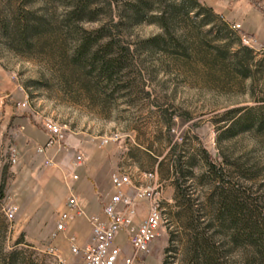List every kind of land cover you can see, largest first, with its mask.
<instances>
[{"label":"rangeland","instance_id":"rangeland-1","mask_svg":"<svg viewBox=\"0 0 264 264\" xmlns=\"http://www.w3.org/2000/svg\"><path fill=\"white\" fill-rule=\"evenodd\" d=\"M182 1L0 0V94L7 96L0 105V264L12 251L11 264H61L59 254L71 261L68 236L76 233L79 246L90 240L88 217L101 213L113 189L106 169L97 180L89 169L114 155L111 173L130 165L148 171L159 161L167 174L174 143L194 162L187 194H178L174 180L165 183L166 222L135 264H250V233L264 241V124L232 122L245 108L264 118V54L240 36L264 43V9L255 0H197L186 13ZM26 100L28 107L18 105ZM164 109L173 116L170 131ZM44 118L64 133L60 149L46 155L37 152L49 136ZM111 135L118 137L100 147ZM11 147L20 153L15 165ZM77 154L83 161L75 167ZM206 158L222 164L225 188ZM68 184L85 214L52 239ZM218 186L245 206L236 220L219 211ZM10 204L18 207L12 220L4 211Z\"/></svg>","mask_w":264,"mask_h":264},{"label":"built area","instance_id":"built-area-1","mask_svg":"<svg viewBox=\"0 0 264 264\" xmlns=\"http://www.w3.org/2000/svg\"><path fill=\"white\" fill-rule=\"evenodd\" d=\"M264 9V0H255ZM232 28L240 30V23H233ZM243 44L253 50L264 54V43L255 36L246 32L241 33ZM7 96L0 94V105L5 104ZM20 107H28L27 100L18 103ZM42 125L49 134L43 145L37 146V152L46 155L52 149H60L64 137L62 125L57 121L44 118ZM118 135L102 137L99 142L100 147L106 146L110 141L116 140ZM20 160V153L16 147L10 148L9 161L15 165ZM83 156L77 154L72 161L73 166L82 163ZM46 165H51L53 161L49 158L45 160ZM79 178L78 174H73L72 179ZM110 180L113 192L104 203L101 213L88 217L92 226L90 240L84 245L76 243L77 235L72 233L68 236L73 259L68 262L59 254L56 248L55 253L60 256L61 264H135L141 257L145 256L155 239L158 238L166 216L163 208V190L165 181L161 179L158 169L141 170L137 166H121L111 173ZM68 183V181H67ZM69 186V196L66 202V210L59 213V217L51 237L56 238L61 232L69 230V221L76 216L85 214L80 206L78 196L74 192V187ZM145 202L146 213L140 214L138 205ZM18 207L10 204L4 207L8 219L12 220ZM125 241V245L119 242ZM130 246L131 252L126 250V245Z\"/></svg>","mask_w":264,"mask_h":264},{"label":"trees","instance_id":"trees-1","mask_svg":"<svg viewBox=\"0 0 264 264\" xmlns=\"http://www.w3.org/2000/svg\"><path fill=\"white\" fill-rule=\"evenodd\" d=\"M181 8L186 12L189 13L192 8H194L195 6L198 7L199 2L197 0H183L182 3L180 4ZM202 9H207V10H212L213 7L206 5L204 7H202ZM138 14H141L139 10L136 11ZM86 46L91 44V41L87 40L85 42ZM109 66V65H107ZM110 67H105L106 71L109 70ZM246 110L241 113L238 117L235 116L233 119L234 121L232 122V125H241L242 129H248L251 128L255 125H263L264 124V118L259 117L257 115H252L251 113V109L249 108H245ZM164 115H165V120H166V124H167V129L168 131H170L171 129V125L173 122V116L172 115H168L167 114V110L164 109L163 111ZM232 126V127H233ZM231 127V128H232ZM227 132L230 131V127H228L226 129ZM179 144L178 143H174L172 145V149L174 150V159L172 160V171H173V175H174V182L177 188V192L178 194H180L181 196H185L187 194V186H186V176L187 174L190 172V168H192L194 162L193 160L190 161H186L185 157L187 154V149H183L181 151H179L177 153ZM206 162H207V166H208V171L210 172H214V173H218L219 177L222 182V186L224 187V183L226 182L225 180V176L223 174V167L221 163H217L215 160L210 159V158H206ZM215 169V170H214ZM218 176V175H216ZM218 180V181H219ZM220 182V184H221ZM222 186H218L219 188H222ZM225 188V187H224ZM227 191L225 189L222 188L221 190V197L218 203V208L219 211L223 214L227 213L232 219L236 220V218L238 217L239 214H241V212L245 211V206L244 205H240V203H238V198H234V199H230V197H228L227 195H225ZM3 198V195L0 196V199ZM232 201V202H231ZM254 216L252 217V220H255L256 222V227H259V221L256 219H253ZM256 229H254V232L252 231V233H250V237H251V242L254 245L255 248V256L252 258V261H249L250 264H264V241H261L260 243H258L257 239L255 238V232ZM53 248H56L58 250V247L53 245ZM15 251H12L8 256L5 257L3 264H11L14 259H15ZM70 262V261H68Z\"/></svg>","mask_w":264,"mask_h":264},{"label":"crops","instance_id":"crops-1","mask_svg":"<svg viewBox=\"0 0 264 264\" xmlns=\"http://www.w3.org/2000/svg\"><path fill=\"white\" fill-rule=\"evenodd\" d=\"M123 158L129 161V159L131 157L129 155L124 154V157ZM115 159L116 158H115L114 155H110L109 157H107L106 162L103 161V165H101V168L99 170H97V171H91V169H89V172L91 173V178L93 180H97L98 177H99V175H100L101 170L102 169H106L107 175H108L107 178L110 180L111 171L114 168V166L116 165L115 164ZM158 164H159V161L155 165L154 169H158L159 174H160V177L162 178V180H164L165 183H167V185H169L174 180V175H173L172 167H170V173L164 174V172L162 171V169L158 167ZM116 167H118V166H116ZM110 183H111V180H110ZM111 185H112V183H111ZM112 192H113V189H112ZM138 209L140 211V214L142 216H144L145 213H146L145 203H140L138 205Z\"/></svg>","mask_w":264,"mask_h":264},{"label":"bare ground","instance_id":"bare-ground-1","mask_svg":"<svg viewBox=\"0 0 264 264\" xmlns=\"http://www.w3.org/2000/svg\"><path fill=\"white\" fill-rule=\"evenodd\" d=\"M48 120H52V119H48Z\"/></svg>","mask_w":264,"mask_h":264}]
</instances>
